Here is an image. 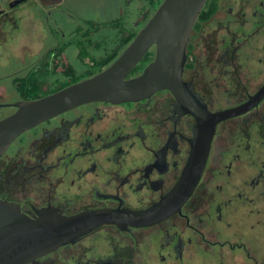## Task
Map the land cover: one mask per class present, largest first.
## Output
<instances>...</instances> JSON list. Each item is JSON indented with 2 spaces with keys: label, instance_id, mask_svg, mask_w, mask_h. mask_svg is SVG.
<instances>
[{
  "label": "flooded vegetation",
  "instance_id": "flooded-vegetation-1",
  "mask_svg": "<svg viewBox=\"0 0 264 264\" xmlns=\"http://www.w3.org/2000/svg\"><path fill=\"white\" fill-rule=\"evenodd\" d=\"M72 2L0 0V118L18 100L94 74L130 41L93 40L106 25L91 28L88 17L66 26ZM181 79L209 119L222 115L192 189L158 217L153 211L179 182L199 133L186 99L171 89L87 101L10 141L0 154V200L31 218L47 211L95 223L26 264H264V0H206Z\"/></svg>",
  "mask_w": 264,
  "mask_h": 264
},
{
  "label": "water",
  "instance_id": "water-1",
  "mask_svg": "<svg viewBox=\"0 0 264 264\" xmlns=\"http://www.w3.org/2000/svg\"><path fill=\"white\" fill-rule=\"evenodd\" d=\"M206 0H161L124 49L94 74L54 92L15 102L16 109L0 118V154L23 130L73 106L91 100L120 102L149 96L167 87L197 117L198 135L176 187L153 211L155 217L172 210L190 192L201 171L221 113L206 116L204 103L181 79L189 33ZM154 45V57L137 75L126 77L145 51ZM205 116V117H204ZM90 218L89 221L85 218ZM89 215L71 217L41 212L35 218L0 200V264H26L60 243L92 228Z\"/></svg>",
  "mask_w": 264,
  "mask_h": 264
},
{
  "label": "rangeland",
  "instance_id": "rangeland-1",
  "mask_svg": "<svg viewBox=\"0 0 264 264\" xmlns=\"http://www.w3.org/2000/svg\"><path fill=\"white\" fill-rule=\"evenodd\" d=\"M161 0H73L74 18H63L65 25L84 24L83 18H90L91 28H98L100 25L106 28L101 29L100 35H92L93 40L106 41L107 45L115 40V37L131 29L142 25L147 17L153 12ZM118 20V25H114ZM68 23V24H67ZM61 24V23H60ZM121 32V33H120ZM22 39H13L15 42Z\"/></svg>",
  "mask_w": 264,
  "mask_h": 264
},
{
  "label": "trees",
  "instance_id": "trees-1",
  "mask_svg": "<svg viewBox=\"0 0 264 264\" xmlns=\"http://www.w3.org/2000/svg\"><path fill=\"white\" fill-rule=\"evenodd\" d=\"M114 25H118V20H114ZM132 33H128V34H123V38L120 40V41H122V43H125V42H127V41H129L130 39H131V37H132ZM115 52L113 51L112 53H110L108 56H107V58L105 59V61L106 62H108V61H110L114 56H115ZM144 61H146V57L145 58H143V62ZM103 66V61L101 60V62H99L98 63V65H97V67L99 68V67H102Z\"/></svg>",
  "mask_w": 264,
  "mask_h": 264
}]
</instances>
